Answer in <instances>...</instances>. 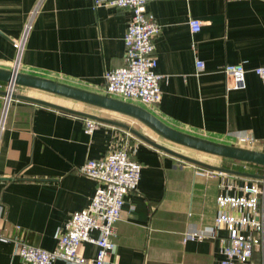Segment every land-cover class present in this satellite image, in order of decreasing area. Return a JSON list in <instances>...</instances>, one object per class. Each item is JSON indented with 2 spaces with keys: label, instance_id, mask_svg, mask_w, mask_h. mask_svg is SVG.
<instances>
[{
  "label": "crops",
  "instance_id": "obj_1",
  "mask_svg": "<svg viewBox=\"0 0 264 264\" xmlns=\"http://www.w3.org/2000/svg\"><path fill=\"white\" fill-rule=\"evenodd\" d=\"M36 2L0 0V68L14 66L13 40ZM148 8L161 25L155 37L156 70L165 77L159 102L134 103L182 131L264 151V80L254 70L264 65V0H153ZM131 17L129 8H95L93 0H43L31 20L18 69L104 93L105 71L124 63ZM192 17L202 22L195 33ZM198 59L205 62L200 72ZM235 62L245 65V88L232 87L231 76L223 71ZM5 84L0 81V92ZM17 86L16 93L26 94L28 86ZM3 100L0 93V114ZM80 104L88 106L74 108L128 124L174 148L152 134L173 141L131 115ZM83 117L30 100L9 102L0 131V264H25L13 254L14 236L52 249L70 213L87 206L98 184L79 166L124 145L142 163V171L137 187L125 195L116 223L117 246L107 264H218L228 230L215 225L217 196L239 192L229 185L261 175L264 164L249 161L250 171H245L239 168L243 160L213 158V165L234 172L207 176L125 126L100 121L89 134ZM243 134L255 141L240 142ZM187 230L206 236L184 241ZM80 250L94 257L98 246L84 241Z\"/></svg>",
  "mask_w": 264,
  "mask_h": 264
},
{
  "label": "built area",
  "instance_id": "obj_2",
  "mask_svg": "<svg viewBox=\"0 0 264 264\" xmlns=\"http://www.w3.org/2000/svg\"><path fill=\"white\" fill-rule=\"evenodd\" d=\"M43 0H37L29 11L22 32L13 40L15 48L14 66L19 67L24 42L31 26V20L39 10ZM153 0H93L95 8L110 5L117 8H129L132 17L125 32V57L120 66L105 71L106 93L129 100L152 105L161 99V81L165 74L156 70L158 58L155 54V37L161 25L148 5ZM192 32L201 29L198 18H190ZM197 71H202L205 62L196 61ZM264 80V65L254 68ZM227 76L232 78V87H246V68L243 62L227 63L223 67ZM3 95L0 114V131L5 126V116L9 102L13 99L17 84L7 82ZM84 131L93 133L100 121L92 117H83ZM239 141L250 144L255 138L250 134L239 136ZM189 162V161H187ZM196 166L200 174L213 176L226 171L216 168ZM249 161H242L241 170L250 171ZM264 168V165H263ZM79 172L97 180L96 190L84 208L70 213L63 228L56 234V244L45 249L28 243L22 236H14L13 254L19 256L25 264H53L62 260L66 264H107L110 254L116 249L114 236L116 223L121 218L125 195L135 189L141 178L142 163L133 156L129 145L111 148L103 157L87 158L79 166ZM237 193H221L217 196L219 213L215 218L217 227H226L227 236L223 237L220 247L221 258L218 264H264V171L259 176L243 177L239 184L233 182ZM94 230L98 235H93ZM202 231L187 230L183 240L202 239ZM84 241L98 246L94 257H86L80 248Z\"/></svg>",
  "mask_w": 264,
  "mask_h": 264
},
{
  "label": "water",
  "instance_id": "obj_3",
  "mask_svg": "<svg viewBox=\"0 0 264 264\" xmlns=\"http://www.w3.org/2000/svg\"><path fill=\"white\" fill-rule=\"evenodd\" d=\"M0 81L11 82L17 85H24L32 88H36L39 90L47 91L50 93H54L56 95L79 101L85 104L99 106L115 111H119L128 115H131L147 126H149L152 130H154L159 135L184 146H188L193 149L201 150L208 153L217 154L220 156L231 157L235 159H240L243 161H250L254 163L264 164V151L257 150L241 145H235L220 141L211 140L208 138H204L198 135H194L175 127L170 126L165 123L163 120L158 118L155 114L149 111L147 108L136 104L131 101H127L121 98L114 97L106 92H96L92 90H88L85 88H81L72 84H68L66 82H62L56 79L39 76L36 74L28 73L20 71L16 66H13L10 69L0 68ZM0 93L7 94V92L1 91ZM13 98H19L24 100H30L33 102L45 104L48 106H52L58 109H62L71 113L79 114L86 117H92L99 121L110 122L119 124L127 127L132 132L146 140L147 142L167 151L174 155L183 158L186 161L205 166L210 168L221 169L224 171H233L225 167L213 165L204 160L198 159L186 153L180 152L174 148H171L165 144L159 143L153 138L147 136L141 131L137 130L134 127H131L128 124L123 122H119L113 119H109L103 116H100L95 113H90L87 111L77 110L68 106H64L62 104H58L49 100H45L43 98L31 96L28 94L22 93H11ZM234 172V171H233ZM243 175L253 176V174H249L247 172H243ZM256 176V175H254Z\"/></svg>",
  "mask_w": 264,
  "mask_h": 264
},
{
  "label": "rangeland",
  "instance_id": "obj_4",
  "mask_svg": "<svg viewBox=\"0 0 264 264\" xmlns=\"http://www.w3.org/2000/svg\"><path fill=\"white\" fill-rule=\"evenodd\" d=\"M17 88H20V87H16V90L15 92L17 91ZM23 93H26V94H29V95H32V96H36V97H39V98H43L45 100H49V101H52V102H55V103H58V104H62L64 106H68V107H71V108H74V107H83L85 108L86 106L88 105H83V104H80L79 105V102L77 101H74V100H71V99H68V98H65V97H62V96H59V95H56L54 93H50V92H47V91H43V90H39V89H36V88H32V87H26L25 89V92ZM90 110H94L90 107H88ZM75 109V108H74ZM152 136L159 140V141H163L167 144H171L170 146L176 148V150H179L183 153H186L188 155H192L193 157H196V158H199L201 160H204V161H207L209 163L212 164V162H214V159H217L218 157H221V158H224L223 156H220V155H217V154H213V153H208V152H204V151H201V150H197V149H193V148H190L188 146H184V145H181V144H176V143H173V142H170L156 134H152ZM226 158H229V159H233L237 162L241 161L240 159H235V158H231V157H226Z\"/></svg>",
  "mask_w": 264,
  "mask_h": 264
}]
</instances>
